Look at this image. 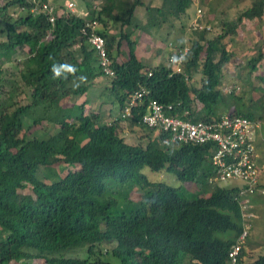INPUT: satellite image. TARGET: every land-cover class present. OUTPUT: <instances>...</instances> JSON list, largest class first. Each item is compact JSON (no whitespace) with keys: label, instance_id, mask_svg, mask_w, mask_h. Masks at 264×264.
I'll list each match as a JSON object with an SVG mask.
<instances>
[{"label":"trees","instance_id":"16d2710c","mask_svg":"<svg viewBox=\"0 0 264 264\" xmlns=\"http://www.w3.org/2000/svg\"><path fill=\"white\" fill-rule=\"evenodd\" d=\"M160 1L152 7L145 0H105L96 12L101 24L97 32L111 58L120 53L122 42L126 45V61L113 60L115 76L109 78L120 112L135 89L149 91L122 119L145 127L140 120L149 98L164 105L179 103L178 110L188 109L192 121L218 118L214 107L222 98V67L232 56L222 39L235 34L244 14L259 16L264 0H254L211 38L205 36L209 22L203 21L198 5L201 16L189 25L196 39L186 45L181 73L168 64L144 67L130 31L120 28L112 34L106 28L109 21L129 24L137 6H144L153 21L158 14L157 24L168 17L179 19L194 0ZM9 6L26 13L11 23L5 19L1 30L6 38L0 40V264H112L104 260V244L112 245L117 264H226L242 229L232 191L214 186L206 194L187 193L183 187L185 182L205 185L214 145L173 143L162 131L144 147L131 145L120 135L119 118L100 123L85 113L84 102L65 110L66 98L86 92L101 75L96 54L81 32L84 17L53 5L52 24L47 13L31 14L27 0H6L0 12ZM87 16L93 18V11ZM23 47L27 54L18 76L29 101L17 104L19 87L3 89L1 64ZM261 54L250 60L252 69ZM196 70L204 78L200 87L189 84ZM194 101L202 105L200 116L193 113ZM24 118L32 122L27 128L44 121L58 127L45 137L30 138L21 134ZM62 166L65 172L58 170ZM160 172L172 175L179 186L151 177ZM131 189L138 193L135 199ZM74 250L84 256H65ZM253 264H264V254Z\"/></svg>","mask_w":264,"mask_h":264},{"label":"rangeland","instance_id":"374dc122","mask_svg":"<svg viewBox=\"0 0 264 264\" xmlns=\"http://www.w3.org/2000/svg\"><path fill=\"white\" fill-rule=\"evenodd\" d=\"M6 0H0V6ZM105 0H51L55 7H61L68 10L67 3H73V14L85 17L86 13L93 11V18L96 12ZM131 0H129L130 2ZM254 0H199L195 4V0L191 1L185 13L179 18L168 17L166 22L157 24L159 15L156 14L155 20L148 18V12L144 6H137L134 8L133 17L129 24L121 27L119 22L109 21L106 28L109 33L117 34L122 28L123 31H130V37L136 39L138 43L139 54L153 64H166L167 56L173 51L190 45L191 41L196 39V34L193 33L189 27L190 24L196 23L194 10L196 7H201L204 12L203 21L211 26V30L205 33L206 37H215L222 32L225 22L233 20L237 15L244 10L250 9ZM145 3L154 7L160 5V0H145ZM199 5V6H198ZM259 16L244 14L243 18L236 28L235 34L228 35L222 39L227 50L232 52L229 61L222 67V78L218 86L222 98L220 103L214 107L215 113L221 114L223 112H237L239 110L250 114L259 123V131L257 137V154L261 164H264V6L259 11ZM26 12L17 7L9 6L5 12H0V40L6 38L5 34L1 32L4 29V20L7 19L11 23L15 18L24 15ZM122 16H124L122 14ZM97 18V17H96ZM138 26H136V25ZM101 25V24H100ZM104 27V25H103ZM21 30V28H17ZM146 35V36H144ZM126 45L125 42L121 43L120 53L114 55V62L126 61ZM261 54V59L256 62V68L252 69L251 59H255ZM27 48L23 47L11 57L9 61L2 62L1 67L3 70L1 83L3 89L6 91L13 85L19 87L18 91L14 93V101L17 104H26L29 101L28 90L22 87L18 72L25 61ZM116 57H118L116 59ZM215 58L218 59L217 54ZM155 66H151L152 68ZM203 76L200 70L192 72L189 77V84L194 87H200ZM109 78L97 75L91 82L90 86L79 95L72 98H66L62 107L66 110L71 108L72 104L85 103V113L94 117L100 123H108L109 121L119 118L121 120V112L115 111L118 108L117 97L110 91ZM80 86V85H78ZM23 91V92H22ZM0 97L4 96L0 94ZM202 105L198 101H194L193 113L200 116ZM37 114V113H36ZM34 114V115H36ZM109 115V116H108ZM129 120V118H127ZM126 119V120H127ZM29 118L23 119V130L21 134L28 137H45L54 132L58 125L54 122L44 121L40 125L32 126ZM119 123V126H120ZM127 124V123H123ZM139 126V125H138ZM121 129V126H120ZM133 134L126 131H120V135L124 141L131 145L140 144L144 147L150 138L157 136L158 132L151 131L148 128L140 126L138 130L134 128ZM137 138V139H136ZM66 167L62 166L58 170L61 172L66 171ZM148 171L144 168V171ZM210 171H208L209 174ZM43 173V172H42ZM264 173V171H263ZM149 174V173H148ZM46 174H41V178L46 179ZM152 178L160 181H165L173 186H179V182L170 174L160 172L152 174ZM48 179V178H47ZM264 181V174L262 175ZM183 187L186 188L187 193L199 192L201 194L209 193L214 187V183L210 181L209 176L205 181V185L193 184L185 182ZM130 197L135 199L138 194L134 189L129 190ZM254 218L251 221V229L249 230L247 241L243 247L244 256L241 264H251L259 256L264 254V197L255 198L252 201ZM112 245L104 244L102 248L107 251L104 255V260L117 264V260L113 258L110 253ZM65 256H79L83 257V251L74 250L73 252L65 253ZM11 264H22L20 262H13Z\"/></svg>","mask_w":264,"mask_h":264},{"label":"built area","instance_id":"2783aa9c","mask_svg":"<svg viewBox=\"0 0 264 264\" xmlns=\"http://www.w3.org/2000/svg\"><path fill=\"white\" fill-rule=\"evenodd\" d=\"M32 3L29 12L33 15L47 13L48 20L54 22V7L49 0H27ZM73 8L72 3L67 4ZM196 18L201 16V9L196 7ZM87 16V13L84 15ZM195 25V23H192ZM100 23L95 18L84 17V26L81 32L86 35L87 43L94 50L101 74L108 78L115 76L113 59L107 52L104 37L97 32ZM199 28L202 29V26ZM207 30H211L209 25ZM188 52V46L181 47L167 57V64L173 72L181 73L182 61ZM151 72L148 73L150 75ZM149 93L148 89L140 86L128 95L125 107L121 111V118L131 115L132 106L144 101L143 97ZM177 104L166 105L156 99L149 98L145 112L140 123L152 128L156 132L162 131L168 134L170 142L178 144H206L212 143L213 150L210 160L213 177L218 183L228 184L231 181L241 182L237 197L242 198V209L249 207L247 195L259 193L264 196V186L261 182V170L264 165H259L255 153V135L258 123L240 115L225 114L209 121L189 119L188 109H179ZM246 231L240 236V241L232 246L229 255L234 264L235 256L239 251V243Z\"/></svg>","mask_w":264,"mask_h":264},{"label":"clouds","instance_id":"9594fccd","mask_svg":"<svg viewBox=\"0 0 264 264\" xmlns=\"http://www.w3.org/2000/svg\"><path fill=\"white\" fill-rule=\"evenodd\" d=\"M225 114H234V115H240V116H244L242 114H238L236 113L235 111L234 112H223L221 113V115H225ZM219 114V116H221ZM246 118H248L249 120L251 121H254V122H257L254 118H249L247 116H244ZM259 125V123H258ZM258 131H259V126L258 128L256 129V135H255V153H256V156H257V161L259 163V165H264V164H261L258 158V154H257V137H258ZM200 145H203V144H200ZM212 151V150H211ZM211 153V152H210ZM209 164H210V172L211 174L209 175V179L210 181H212L214 183V186H218V187H222V188H226V189H230L232 191V194H233V198L234 200L238 203V206L240 208V214H241V232L237 235L236 239H235V242L230 246L228 252H227V260H226V264H230L232 263V259L229 255L230 251L232 250V246L237 244L239 241H240V236L243 234L244 231H246L243 239L241 240V242L239 243V251L238 253L236 254L235 256V261H234V264H241L242 263V259H243V256H241V250L243 249L246 241H247V238H248V234H249V230L251 229V221L252 219L254 218V212H253V204H252V201L255 199V198H258V197H264L263 195L259 194V193H253V194H250V195H247V199H248V204H249V207L247 209H242L241 207V204H242V198H239L237 197V194H238V191H239V188L240 186H242L241 182H234V181H231L230 183L228 184H221V183H218L216 180H214V177H213V170H212V165H211V160H210V154H209ZM264 171V168L261 170V182L264 186V181L262 180V175L264 174L263 173ZM244 251V250H243ZM255 261V260H254ZM253 261V262H254ZM253 262L251 264H253Z\"/></svg>","mask_w":264,"mask_h":264},{"label":"crops","instance_id":"0c3cea01","mask_svg":"<svg viewBox=\"0 0 264 264\" xmlns=\"http://www.w3.org/2000/svg\"><path fill=\"white\" fill-rule=\"evenodd\" d=\"M68 3H72V2H68ZM67 3V4H68ZM72 5H73V3H72ZM68 8V7H67ZM19 9V12L22 10V9H20V8H18ZM68 10L69 11H72L73 10V8H68ZM144 36H146V35H144ZM134 39V38H133ZM134 40H136V39H134ZM138 43L136 44V47H135V52H136V54H137V56H138V58L140 59V61L145 65L144 67H146V68H148V67H151V66H157V65H159L160 63H155V64H153V63H151L150 61H149V59H146L145 57H142L140 54H139V50H138ZM168 57V56H167ZM118 57H116V59H117ZM117 63H123V62H117ZM166 64H167V59H166ZM165 64V65H166ZM101 76H103L102 74H101ZM105 77V76H104ZM115 111H117V113H118V111L120 112V107H119V105H118V108L117 109H115ZM109 116V115H108ZM122 122L120 123V126H121V129L119 130V131H122V132H124V134L126 133V131H127V129H128V131L130 132V134H133L134 132H136V131H134V128L136 129V130H138L139 128H140V126H138L137 124H135V123H133V122H131L130 120H126V119H124V120H121ZM123 123H127L126 125L125 124H123ZM121 137H124V135H122L121 134ZM137 139V138H136Z\"/></svg>","mask_w":264,"mask_h":264}]
</instances>
